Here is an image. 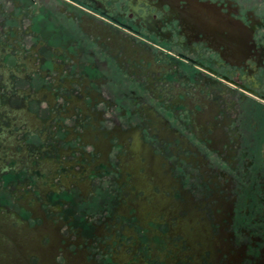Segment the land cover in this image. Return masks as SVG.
<instances>
[{
  "label": "flooded vegetation",
  "instance_id": "flooded-vegetation-1",
  "mask_svg": "<svg viewBox=\"0 0 264 264\" xmlns=\"http://www.w3.org/2000/svg\"><path fill=\"white\" fill-rule=\"evenodd\" d=\"M117 125L205 194L234 188L235 231L264 230V0H0V264H39L45 224L56 258L122 264V227L91 214L112 194L90 204L122 182L119 135L97 143Z\"/></svg>",
  "mask_w": 264,
  "mask_h": 264
},
{
  "label": "rangeland",
  "instance_id": "rangeland-1",
  "mask_svg": "<svg viewBox=\"0 0 264 264\" xmlns=\"http://www.w3.org/2000/svg\"><path fill=\"white\" fill-rule=\"evenodd\" d=\"M95 130L89 127L88 139L94 138ZM116 135L124 146L119 176L122 182H101L108 192L92 195L90 199L92 206L100 207L103 199H109V193L112 194L105 204L107 207L92 209L91 214L99 216L107 211L111 215L101 225L102 233L112 227L115 231L116 225L122 227L115 233L119 237L113 253L116 261L122 264H264V249L255 253L251 247L264 238V230L255 231L250 224L246 226L255 233L240 231L244 225L236 231L233 228L234 188L232 191L215 189L205 194L201 188L194 187V182H183L177 170H169L166 156L159 154V148L154 150L153 143L139 127L122 131L117 125L110 134H102L97 141L99 148L110 151L117 141ZM238 217L239 221H248L246 215ZM109 239L106 236L102 240ZM39 240L48 248L39 264H106L103 246L94 244L91 251L84 244L77 254H68V258L61 253L56 258L62 238L55 226L45 224ZM76 248L77 243L72 242L70 249Z\"/></svg>",
  "mask_w": 264,
  "mask_h": 264
}]
</instances>
